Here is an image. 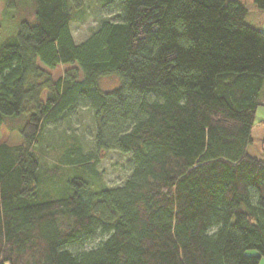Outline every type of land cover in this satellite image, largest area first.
<instances>
[{"label":"trees","instance_id":"16d2710c","mask_svg":"<svg viewBox=\"0 0 264 264\" xmlns=\"http://www.w3.org/2000/svg\"><path fill=\"white\" fill-rule=\"evenodd\" d=\"M0 1L35 19L0 28V125L26 116L22 142L0 144V264H259L264 158L247 147L264 106V32L245 23L246 4L97 0L116 17L76 44L86 0ZM105 77L118 85L100 88ZM81 106L94 110V150L39 146L47 124ZM109 150L133 164L113 188L96 169ZM65 168L83 172L77 189L40 200Z\"/></svg>","mask_w":264,"mask_h":264},{"label":"rangeland","instance_id":"374dc122","mask_svg":"<svg viewBox=\"0 0 264 264\" xmlns=\"http://www.w3.org/2000/svg\"><path fill=\"white\" fill-rule=\"evenodd\" d=\"M249 9L245 18V23L260 29L264 32V11L258 10L254 5V0H242ZM33 10L31 6L28 10L17 8L12 10L11 14L4 13L3 4L0 1V28L4 33L17 31L21 18L34 22ZM115 10H109L102 7L97 0H86L83 8L79 11L73 22L70 24V30L76 44L86 40L99 25L101 19H113L116 17ZM12 16L11 21H9ZM69 66L60 65L51 70L53 77H59ZM118 85V79L114 77H105L100 80V88L109 90ZM150 98L156 99L154 95ZM26 120L25 115L5 117L0 125V144H19L22 142L20 128ZM96 125L94 110L90 107H78L67 114L57 124L49 123L41 131L39 137V146L42 148H51L67 144L72 139H76L81 146L82 153H87L95 149ZM247 152L255 157L264 158V126H258L252 130V142L247 147ZM62 153L60 152V155ZM47 160L46 157L43 161ZM46 162V161H45ZM132 161L130 154L120 153L115 150H109L102 153V159L97 165V170L101 174L100 185L104 187H117L123 185L125 179L131 175ZM91 177V189H97L98 183L95 176L88 173ZM84 176L82 171L73 169H62L58 177L53 181H43L39 189L40 200H51L67 195L77 187L70 183L77 177ZM40 177L44 178L42 175ZM106 236H98L92 239L85 246L86 248L95 247ZM255 251H249V255L255 254ZM263 258V257H262Z\"/></svg>","mask_w":264,"mask_h":264},{"label":"crops","instance_id":"0c3cea01","mask_svg":"<svg viewBox=\"0 0 264 264\" xmlns=\"http://www.w3.org/2000/svg\"><path fill=\"white\" fill-rule=\"evenodd\" d=\"M258 126H264V106H260L256 111V123L254 124L252 130ZM259 264H264V256L260 260Z\"/></svg>","mask_w":264,"mask_h":264}]
</instances>
